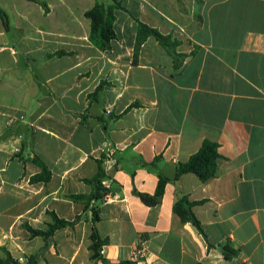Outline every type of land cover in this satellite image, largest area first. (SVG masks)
I'll list each match as a JSON object with an SVG mask.
<instances>
[{
	"label": "crops",
	"instance_id": "0c3cea01",
	"mask_svg": "<svg viewBox=\"0 0 264 264\" xmlns=\"http://www.w3.org/2000/svg\"><path fill=\"white\" fill-rule=\"evenodd\" d=\"M116 2L117 38L102 51L85 14L114 0H0L1 258L94 264L91 212L70 196L90 194L84 180L101 167L109 198L93 207L108 264H264V0ZM138 21L177 41L174 55L149 38L158 63L134 64ZM206 140L219 145L217 175L176 179ZM34 155L49 182H30ZM160 177L161 203L147 206L137 193L154 195ZM183 196L203 201L205 235L174 212ZM50 212L82 220L32 238L24 225L46 230Z\"/></svg>",
	"mask_w": 264,
	"mask_h": 264
},
{
	"label": "trees",
	"instance_id": "16d2710c",
	"mask_svg": "<svg viewBox=\"0 0 264 264\" xmlns=\"http://www.w3.org/2000/svg\"><path fill=\"white\" fill-rule=\"evenodd\" d=\"M115 9H124L120 3L114 0V4L106 7L102 3H97L94 8L86 12V17L92 22V31L90 35V41L100 50L107 51L111 47V42L117 38L116 33L113 29L115 15ZM0 17L3 18L5 25L8 26V18L5 12L0 10ZM154 38L160 43L166 50H172L176 48V42L172 41L171 36L163 35L154 28L146 23L138 21V31L136 37V43L134 48V60L133 63H138V53L142 45L149 39ZM67 52L60 51L53 54L51 57L66 55ZM99 85L97 90L102 88ZM129 110V108L127 109ZM118 116H114L117 118ZM107 132V128H104ZM219 145L216 142L206 140L202 143L198 152L193 154L189 161L179 166L176 179L183 174L192 173L195 174L202 182L214 178L217 175L218 166L217 160L220 158L218 152ZM19 157L18 154L15 155ZM32 161L41 168V172L33 176L30 180L31 183H47L52 178V172L44 164V162L37 156L34 155ZM107 178L103 168L100 167L98 174L91 178L84 180L85 183L92 186V192L90 194H76L71 195L70 198L76 202H81L84 205L85 212H91V223H92V234L91 244L89 246L92 251L91 260L94 264H108L104 255L103 248L107 244V240L103 239L97 229V223L100 220L99 211L93 207L95 201H105L106 196L109 194V189L105 188L102 182ZM168 180L160 177L157 190L154 195L137 193L141 201L147 206L154 207L161 203L164 195L165 187ZM201 202H191L186 196H183L176 200L174 204V212L181 218L183 222H190L196 228L198 232L205 235L202 228L201 222L193 212V207ZM53 218V223L47 225L46 230L34 229L28 224H25V229L30 233L32 238L42 237L44 241H47L52 237L58 230L66 227H72L82 220V215L77 216L74 220L69 221L58 217L54 212H50ZM2 252L5 254V258L0 256V264H19V261L13 259L11 254L2 248ZM26 264H37L35 258L31 257L28 259ZM120 264H132L129 262H122Z\"/></svg>",
	"mask_w": 264,
	"mask_h": 264
},
{
	"label": "rangeland",
	"instance_id": "374dc122",
	"mask_svg": "<svg viewBox=\"0 0 264 264\" xmlns=\"http://www.w3.org/2000/svg\"><path fill=\"white\" fill-rule=\"evenodd\" d=\"M199 11V6L196 5V13ZM148 17H150L149 13H148ZM176 42L177 46L179 45V43L177 41ZM168 55L173 56L174 52L172 50H167ZM138 57H142L143 61H150L152 63H158V44L152 40V42L147 43L145 46L142 45L141 48L139 49V53H138Z\"/></svg>",
	"mask_w": 264,
	"mask_h": 264
},
{
	"label": "built area",
	"instance_id": "2783aa9c",
	"mask_svg": "<svg viewBox=\"0 0 264 264\" xmlns=\"http://www.w3.org/2000/svg\"><path fill=\"white\" fill-rule=\"evenodd\" d=\"M102 184L107 189H109L110 186H111V182L109 180H104L102 182ZM107 198H109V194L106 196L105 200ZM134 256H135L136 260L143 259L146 256V248L144 246L138 247ZM19 261H20V263H25L26 262L23 258H20Z\"/></svg>",
	"mask_w": 264,
	"mask_h": 264
}]
</instances>
